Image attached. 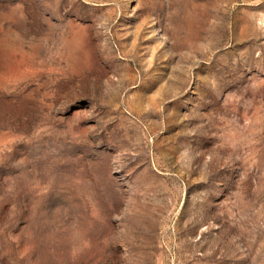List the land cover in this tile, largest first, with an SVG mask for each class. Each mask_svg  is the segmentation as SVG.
Instances as JSON below:
<instances>
[{
  "label": "rangeland",
  "instance_id": "1",
  "mask_svg": "<svg viewBox=\"0 0 264 264\" xmlns=\"http://www.w3.org/2000/svg\"><path fill=\"white\" fill-rule=\"evenodd\" d=\"M0 264H264V0H0Z\"/></svg>",
  "mask_w": 264,
  "mask_h": 264
}]
</instances>
